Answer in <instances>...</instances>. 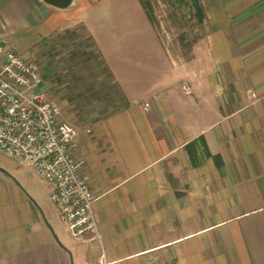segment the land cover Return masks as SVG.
<instances>
[{"label":"crops","instance_id":"obj_1","mask_svg":"<svg viewBox=\"0 0 264 264\" xmlns=\"http://www.w3.org/2000/svg\"><path fill=\"white\" fill-rule=\"evenodd\" d=\"M200 3L178 55L137 26L138 0H0V40L49 99L51 65H83L58 106L101 233L57 241L0 174V264H264V0Z\"/></svg>","mask_w":264,"mask_h":264},{"label":"built area","instance_id":"obj_2","mask_svg":"<svg viewBox=\"0 0 264 264\" xmlns=\"http://www.w3.org/2000/svg\"><path fill=\"white\" fill-rule=\"evenodd\" d=\"M41 82L37 66L0 40V151L35 170L49 188L59 219L75 237L100 241L89 176L83 159L73 154L78 130L39 89ZM100 264H105L102 257Z\"/></svg>","mask_w":264,"mask_h":264},{"label":"rangeland","instance_id":"obj_3","mask_svg":"<svg viewBox=\"0 0 264 264\" xmlns=\"http://www.w3.org/2000/svg\"><path fill=\"white\" fill-rule=\"evenodd\" d=\"M152 6L154 19L151 21L146 15L142 0H138V14L136 24L139 27H146L148 24L154 27L161 41L170 49L171 52L183 55L182 48L186 40L199 37L203 33L195 24L194 18L189 17L190 11L188 6L175 0H148ZM186 33V39L180 42V35ZM55 71L60 70L59 74H53L50 90L48 94L54 95L53 100L62 107L66 103L62 100L74 99V96L83 91L87 85L73 76L79 74L75 68H83V65H59L54 64ZM66 67V68H65ZM62 69V70H61ZM81 74V73H80ZM49 90V91H50ZM0 174L6 176L11 182L15 183L18 188L28 197L36 210L52 228L54 234L60 233L62 226L66 225L59 219L55 205L50 199L49 188L45 182L38 176L35 170L29 165H19L14 157L0 151ZM33 201L36 203V206ZM41 213H40V210ZM42 217V216H41ZM52 233V234H53Z\"/></svg>","mask_w":264,"mask_h":264},{"label":"trees","instance_id":"obj_4","mask_svg":"<svg viewBox=\"0 0 264 264\" xmlns=\"http://www.w3.org/2000/svg\"><path fill=\"white\" fill-rule=\"evenodd\" d=\"M177 2H180L181 4H185L186 6H188V9L190 11V15L189 17L194 18L195 20V24L192 25H196V26H201L204 23V12H203V8L202 5L200 3V0H175ZM143 2V7L145 9L146 15L149 18V20H153L154 19V14H153V10H152V6L149 3L148 0H142ZM186 33H182L180 35V42L184 41L186 39ZM197 39V37L186 40L187 42H185L183 45L186 49H190L191 44Z\"/></svg>","mask_w":264,"mask_h":264},{"label":"water","instance_id":"obj_5","mask_svg":"<svg viewBox=\"0 0 264 264\" xmlns=\"http://www.w3.org/2000/svg\"><path fill=\"white\" fill-rule=\"evenodd\" d=\"M44 2H46V3H49V4H51V5H54V6H56V7H59V8H65V7H67L71 2H72V0H43ZM0 170H2L1 168H0ZM33 203L36 205V203L33 201ZM37 206V205H36ZM38 207V206H37ZM39 209V208H38ZM40 210V209H39ZM40 213H41V210H40ZM41 216H42V218H43V220H44V222L46 223V225L48 226V228L51 230V232H52V228L50 227V225L48 224V222L45 220V218H44V216H43V214L41 213ZM53 233V232H52ZM53 236H54V238L58 241V239H57V237H56V235L53 233Z\"/></svg>","mask_w":264,"mask_h":264}]
</instances>
